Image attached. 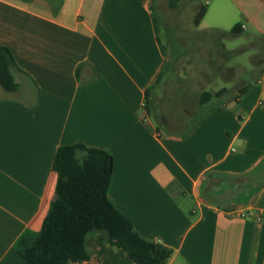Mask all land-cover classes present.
Returning <instances> with one entry per match:
<instances>
[{"label": "crops", "instance_id": "obj_1", "mask_svg": "<svg viewBox=\"0 0 264 264\" xmlns=\"http://www.w3.org/2000/svg\"><path fill=\"white\" fill-rule=\"evenodd\" d=\"M221 1L264 20V6ZM169 3L0 0V44L18 83L0 85V264L21 262L15 242L40 231L56 196L55 154L72 144L112 154L108 197L140 234L172 249L167 264H264V69L196 116L202 91L171 81L177 58L163 79L164 32L178 23ZM211 7L196 31L228 21H206L227 11ZM84 244L90 258L70 264H135L102 231Z\"/></svg>", "mask_w": 264, "mask_h": 264}, {"label": "trees", "instance_id": "obj_2", "mask_svg": "<svg viewBox=\"0 0 264 264\" xmlns=\"http://www.w3.org/2000/svg\"><path fill=\"white\" fill-rule=\"evenodd\" d=\"M177 3L178 0H170L169 5L173 8ZM206 10L207 6L202 5L194 19L196 25ZM213 31L210 32H220ZM242 31L239 22L231 29L232 34ZM170 56L166 67L174 63ZM14 67L16 64L12 52L0 44V85L8 91L18 88L12 73ZM260 71L254 70L256 73ZM161 82V79L158 80V84ZM156 87L157 84H154L146 90L145 107H152ZM245 87L238 89L237 95L242 94ZM226 90V87L216 92L203 90L196 116L210 103L216 104ZM113 167L114 158L104 149L84 144L60 146L53 162V169L58 173L56 196L40 231L24 233L15 242V249L22 261L12 264H70L88 260L90 253L84 242L93 231L104 232L108 241L121 247L135 264H167L172 249L140 234L109 199Z\"/></svg>", "mask_w": 264, "mask_h": 264}, {"label": "rangeland", "instance_id": "obj_3", "mask_svg": "<svg viewBox=\"0 0 264 264\" xmlns=\"http://www.w3.org/2000/svg\"><path fill=\"white\" fill-rule=\"evenodd\" d=\"M249 1L251 10L254 6H264V0ZM208 4L212 5L211 9L216 4L227 9L220 14L213 9L206 17V21L214 23L215 17L224 15V19L229 21L220 26L218 34L213 33L217 31H196L195 16L202 5ZM167 11L175 23L178 21L176 28L168 26L164 32L170 42V58L173 61L179 58L174 83L183 85L193 82L197 92H216L226 87L222 96H235L246 80L254 77L255 68L264 69V20L260 24L251 23L236 4L221 0H178L177 6ZM157 15L162 20L158 10ZM230 20L233 21L230 23ZM238 22L244 24L245 29L239 34H232L231 28ZM169 69L168 65L164 81L169 79L166 78L170 76L167 74Z\"/></svg>", "mask_w": 264, "mask_h": 264}]
</instances>
